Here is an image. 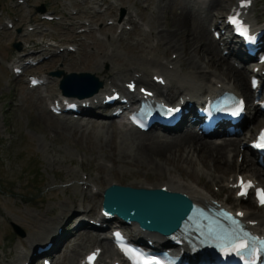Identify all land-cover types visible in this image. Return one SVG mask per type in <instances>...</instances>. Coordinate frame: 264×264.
Instances as JSON below:
<instances>
[{"label":"rangeland","instance_id":"1","mask_svg":"<svg viewBox=\"0 0 264 264\" xmlns=\"http://www.w3.org/2000/svg\"><path fill=\"white\" fill-rule=\"evenodd\" d=\"M100 1L86 2L78 7L77 0H29L18 9H13L11 6L15 0H0V11H2L0 23L6 18L12 20L13 16L19 17V22L14 25L12 30L0 32V262L2 263H7L13 258L14 249L22 240L24 241L27 235H41L44 223L58 219L60 209L64 208L61 204L77 205L83 199L88 204L91 198L86 193V195L82 194L73 188L74 182L79 188L78 181L81 170L90 174L102 188L104 181L108 179H116L122 184L133 180L137 182L140 178L143 179V182L160 183L165 181L168 172L172 173L175 170L168 166L166 175L158 178L154 176L153 169L148 167V169L139 165L121 167L114 157L108 155L107 149H100L93 144L94 139H99L102 134L96 127L97 123L89 124L84 128L79 127L81 130L70 137L55 134L49 128L56 126L58 122L45 110V101L48 97L60 92L59 78L54 77L48 87L30 93L25 90L21 81L14 80L6 71L5 65L21 52V50L16 51L13 48L14 43H20L21 49H23L32 42L45 41L46 36L53 37L55 42L76 41L75 36H72L74 32L67 29L69 22L57 25L52 33L51 29L46 30L44 34H37L35 31L42 30L38 28V25L35 31L28 32L25 29L26 26L36 23L39 19L40 13L35 9L40 6H43L45 11L56 9L57 14L64 13V16L69 17L72 16L70 15L72 10L79 8V13L72 16L73 19L78 24L83 19L90 20L93 31L80 43V51L64 58L54 57L45 62L37 71L52 72L62 69L68 73L88 71L97 74L95 69H90L93 57L100 60L99 57H95L97 51L103 53L106 52L107 47L112 46L116 55L111 59L116 62L117 56H132L133 45L143 37L146 44L151 45L149 55L155 57L157 64H160L161 60L169 62L170 54L175 50L171 48L163 52L164 48L161 47V43L157 44V40L151 34L157 28L164 29V23H168L169 9L159 12V8L155 7L156 4L162 5L163 0H107L112 2L110 9L104 15L96 16L94 8L102 6ZM258 4L264 6V0H258ZM121 10L136 12L141 17V23L133 31L124 34L118 41L112 39L114 27L107 26L105 21L118 16ZM152 13L157 14L159 19L156 22L148 23ZM213 23H216V16L212 17L205 26L203 25L208 38H210L208 28ZM146 32L147 36H142ZM213 44L216 49L215 42ZM176 52L180 57L179 50ZM216 52L219 54L218 49ZM105 64L106 62L102 67H106ZM175 65L177 69L184 68L179 62H176ZM129 66L146 71L148 76L152 69L129 64L126 66L125 73ZM201 67V70L207 74V80L214 76L236 86L232 78L220 75L214 66L203 63ZM246 82L245 79V85ZM262 125H264V121L257 128ZM87 133L88 136L85 138ZM78 136L80 138L76 139ZM102 139L107 140L108 137L103 134ZM79 155L83 158L82 164L76 161ZM234 158L236 159V157ZM107 162H112L114 167V171L109 176L105 175V172L112 167H108ZM70 170L74 172L73 175L69 173ZM191 170L195 175H199V178L193 179L183 174V179L196 182L198 186L210 190L216 196L225 197V191L222 189V191L215 192L220 181L216 182L211 177L204 175L212 171L211 167L202 169L200 165H197ZM94 171L101 172L99 178L96 179L93 176ZM229 172L231 170H228L224 177ZM92 198L96 199L97 196L93 194ZM73 199L75 200L73 201ZM95 207L98 208V204ZM12 223L22 229L25 233L24 237H20L13 231ZM65 223L66 220L62 224L63 228ZM91 245L92 243L84 249H79L77 253L78 245L74 247L73 252L67 249L69 247L67 245L64 247L65 253H67L63 254V259H72L73 264H76L77 258Z\"/></svg>","mask_w":264,"mask_h":264},{"label":"bare ground","instance_id":"2","mask_svg":"<svg viewBox=\"0 0 264 264\" xmlns=\"http://www.w3.org/2000/svg\"><path fill=\"white\" fill-rule=\"evenodd\" d=\"M229 1L230 0H210L209 3L203 5L199 4L197 0L194 2H192V0H163L162 5L156 4L155 7L159 8V12L169 9L168 23H164L165 27L161 32L151 33L153 35L152 37H154L158 43H161V47L164 48L163 52L171 48L174 49L175 52L179 50L180 57L176 62L184 66L183 69L175 68L172 70L165 67L161 68L167 79H173V82L169 83L167 86V89L170 91V97L176 92V88L180 86L190 91L193 95H201V93H206L212 88V86L209 85L210 81H207V74L201 70V64L203 63L214 66L220 75L232 78L238 90L243 93L246 91L245 78L248 69H236L229 64L223 56L216 52L217 48L215 49L213 44L214 40L208 38L204 30L205 24L211 20V17L215 14H221ZM194 3L197 4L198 8L193 5ZM199 10L201 13L204 12L203 17L200 16ZM158 19L159 16L152 13L151 17L148 19V23L156 22ZM147 34V32L143 33L142 36H147ZM150 49L151 45L149 43L146 44L144 37L136 41L132 48V56L124 55L120 57L117 56V58L115 56L118 69L122 71V73H125L126 66L129 64L137 65L144 69L152 68V70H154L160 68L161 66L157 64L155 57L149 55ZM95 57H99L100 60L93 57L90 63L92 66L90 69H95L97 76L103 80L110 75V70L102 67V63L110 61L111 59L107 58L105 52L102 53L101 51H97ZM142 82L148 83V80L143 77ZM101 90L102 88L99 89V91ZM254 124L256 123L252 125ZM249 125L250 123L248 126ZM96 127H98L97 129L99 132H102V134L99 139H94L93 144L100 149H107L109 151L108 155L114 157L121 167L139 165L143 166L145 169L150 168L153 169L154 176L158 178L162 175H166L169 168L168 166L173 167V170L175 169L174 171L171 170L173 171L172 173L168 172L165 181L160 183L143 182V179L140 178L137 182L133 180L122 184L115 179H108L104 181V187L97 193L98 197H101L104 188L110 185L112 181H116L120 185L132 187L152 186L156 188L166 184L173 191L190 190L191 187L194 186L192 192L197 193L201 190V187L198 186L196 182L185 180L182 177L184 174L193 179L199 178V175H195L191 170L192 167H196L197 165H200L202 169L211 167L212 171L204 175L206 177H211L216 182L227 181L228 175L237 173L241 170V166H237L233 160V158L240 153L238 148L239 144L237 142L238 139H229L217 143L201 139L190 131H185L176 136H167L154 132L142 133L136 130H126L122 126L112 123L98 124ZM49 129L55 134H62L68 137L81 130L76 125V122L67 121H61L57 123L56 126H51ZM103 134L108 137L107 140L102 139ZM80 136L76 139L80 138ZM87 136L88 133L85 135V138ZM130 149L131 151H129ZM229 153H231L230 156ZM243 156L247 157L244 153ZM250 160L249 158L248 161ZM244 161H246V159ZM109 170L105 172V175H111L114 171V167ZM228 170H231V172L224 177ZM251 172L260 178L258 168L254 167ZM69 173L72 175L74 174L72 170H70ZM73 188L75 191L79 190L75 182L73 183ZM89 196H91V194H89ZM98 201V198H91L90 200L93 205ZM233 203L238 206L235 202H232V204ZM245 207L250 209L251 205L248 204L245 205ZM253 214L254 213L251 212L250 217L253 216ZM258 217H260V215L256 214L255 218ZM60 223L61 222L57 221V219L51 223L46 222L43 224L42 230L48 232L51 238H56L57 233L55 232L56 230L53 229V226H59ZM51 227L52 229L47 231ZM73 236L74 239L79 240L76 253L79 249L85 248L88 244L92 243L91 238L87 236V232L85 231L78 232ZM102 246L104 247V254L109 251L108 243L103 242ZM55 263L73 264V261L72 259L65 260L62 256H58Z\"/></svg>","mask_w":264,"mask_h":264},{"label":"water","instance_id":"3","mask_svg":"<svg viewBox=\"0 0 264 264\" xmlns=\"http://www.w3.org/2000/svg\"><path fill=\"white\" fill-rule=\"evenodd\" d=\"M38 11L43 12V8H39ZM17 49H20L19 45H14ZM55 75L62 76L60 87L62 92L66 95L83 97L85 94L79 91L72 90L71 85L77 83H93V90L99 87L96 83V79L93 75L88 73H70L66 74L63 71H56ZM117 190V189H116ZM113 190L114 194L120 198L124 196L125 202L131 203L130 206L137 207L152 214L159 216L165 221V224L177 225L178 222L185 217L189 211V204L176 194H165L159 190L146 191L143 189H133L129 187L120 188L119 190ZM13 229L16 233L22 234V231L14 224Z\"/></svg>","mask_w":264,"mask_h":264},{"label":"snow or ice","instance_id":"4","mask_svg":"<svg viewBox=\"0 0 264 264\" xmlns=\"http://www.w3.org/2000/svg\"><path fill=\"white\" fill-rule=\"evenodd\" d=\"M233 22H235V21H233ZM34 83H35V81H34ZM129 87H132V85H129ZM255 146L258 148L264 149V131H262L261 135L257 138V142H256ZM239 187H240L241 191L238 194L239 195H246L248 188L252 187V185H251V182L246 183L243 180H241ZM256 196H257L258 203H260L261 205H264V189H256ZM238 215H242V214H238ZM248 247H249V245L246 241L238 240V242L236 243L235 247L232 250L233 251H240V250L246 249ZM94 257H95V254L89 255L87 257L89 264H91ZM143 264H152V262L151 261H144ZM253 264H254V262H253Z\"/></svg>","mask_w":264,"mask_h":264}]
</instances>
